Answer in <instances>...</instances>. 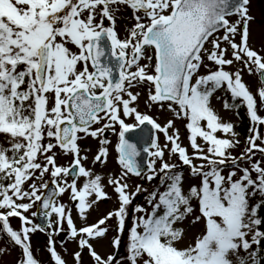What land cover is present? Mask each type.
Instances as JSON below:
<instances>
[{
    "label": "snow or ice",
    "instance_id": "6c2138e0",
    "mask_svg": "<svg viewBox=\"0 0 264 264\" xmlns=\"http://www.w3.org/2000/svg\"><path fill=\"white\" fill-rule=\"evenodd\" d=\"M121 6L131 9L134 21L123 39L115 30ZM249 6L250 0H0V134L9 145H0V231L21 250L15 264H41L30 239L37 230H47L54 264H67L52 239L65 222L80 249L73 254L75 264H81L82 250L94 264H262L264 159L254 157L264 158V116L259 114L264 107V55L250 44L254 17ZM245 70L258 74L256 92L244 82ZM137 87L147 88L149 103L162 111L167 104V111L186 121L188 146H182L173 119L162 126L133 106L140 96L132 90ZM220 89L231 98V103L222 101L223 109L238 114L243 106L250 120L240 155L232 154L241 143L234 124L222 121L211 106ZM146 124L154 132L149 140L141 137L147 145L141 148L126 134ZM106 130L117 135L120 166L107 185L104 176L83 166L87 156L81 152L87 149L79 143L89 136L98 139L94 161L105 164L111 143L103 136ZM156 132L166 143H159ZM56 149L73 156L70 166L58 164ZM141 151L152 158L144 178L151 182L159 177L165 187L149 193L150 213L133 205L147 190L137 185L130 191L128 183L131 176H143L137 160ZM166 152L187 166L189 181L198 182H189L185 190L186 178L176 171L177 164L165 160ZM46 175L55 185L48 195ZM79 177L85 178L82 186ZM107 186L116 194L117 207L79 228L71 210L55 199L68 193L80 219L87 221L93 204L110 198ZM37 202L47 229L30 218L39 209L26 215ZM12 217L20 219L19 230L10 225ZM186 220L203 227L179 247L186 230L178 225ZM112 221L116 235L111 248L119 250L126 235L123 261L115 254L102 256L91 242L107 239Z\"/></svg>",
    "mask_w": 264,
    "mask_h": 264
},
{
    "label": "rangeland",
    "instance_id": "374dc122",
    "mask_svg": "<svg viewBox=\"0 0 264 264\" xmlns=\"http://www.w3.org/2000/svg\"><path fill=\"white\" fill-rule=\"evenodd\" d=\"M250 14L254 17V20L251 23V40L250 44L254 50H257L260 52L261 55H264V0H250ZM132 12L126 7L121 6L119 11L117 12V27L120 29L121 37L123 38L126 28L131 26L134 21L131 19ZM233 21H235L237 18L233 16L231 18ZM109 22L105 20V26H108ZM237 39H239L237 37ZM147 63L146 60L142 61L141 64ZM226 70H235L234 66H226ZM201 74H204L206 72L205 68H201L200 70ZM243 80L246 82L251 90L253 92H256V89L260 83V78L258 74H249L247 70H245L243 73ZM133 92H140V96L138 98V101L134 102L133 106L138 107V111H140L143 114H147L150 116H154L157 121L163 126L168 119H173L175 122V128L179 129L180 139L182 142V146H188L189 145V132L186 129V121H184L181 118H176L174 114L170 111H167V104H165V110H160L157 105L151 104L148 102L147 99V88L146 87H137L135 89H132ZM225 98L223 97V94L221 92L215 93L214 97L211 101L212 108L216 111V113L221 117L222 121L224 122H231L235 126V131L239 134V139L241 141L240 146L233 150V155H240L246 145V138L249 135V132L247 133V130H241L240 125L241 122L239 118L236 116L235 112L231 109L224 110L222 107V101ZM259 114L261 116H264V107H261L259 109ZM127 123H136V121L132 117H123ZM206 123V122H204ZM101 125H93V128L100 127ZM117 132L119 131V127L116 126ZM244 131V132H243ZM261 133L264 134V126H261ZM83 136V133L80 134ZM216 135L219 138H225V134L222 132H217ZM104 137H106L111 143L107 145L109 149V154L107 157V162L105 164H100L94 161V157L99 151V148L101 147L99 140L92 138V137H86L79 141L80 147L82 150L87 149V151H82V156H87L86 160L82 161L83 166L86 169L91 170L95 174H100L105 177L104 183L107 185V178L113 174L119 173L120 166L117 163V152L115 151V144L117 143V135L113 133L111 130H106L103 134ZM159 143L163 145L166 143L165 138L162 133H158ZM198 142L202 145L204 142L202 139L198 138ZM259 143V142H258ZM0 145H3L5 147H8V143L4 137L3 134H0ZM57 151V162L58 164L64 165V166H70L73 161V156L71 154L64 155L61 153L59 149H56ZM192 149L189 147V152L191 153ZM152 159V158H151ZM254 159L260 160L264 159L262 158L258 153L255 155ZM165 160H167L170 163H174L178 165V168L176 171H182L186 180L184 183L185 190L188 188L189 182L191 183H197L196 180L189 181V170L188 168L182 169L181 162L175 157V156H169V154L165 153ZM197 163H200L201 161H196ZM247 162L245 164H242L241 166H246ZM159 167V162H157V168ZM229 169H225V173H227ZM148 172L143 173L142 177H136L131 176V178L128 180V183L130 185V191L135 190L137 185H141L144 189L147 191L141 192L133 199V205H140L143 206L149 213L152 210V206L148 203L147 197L148 190L152 186H158L160 187V192H163L165 190V187L160 184L159 177H156L151 182L147 181L144 177ZM255 175V174H254ZM51 179L50 176L46 175L44 177L45 181H48ZM71 179V178H69ZM85 181V178L79 177L77 180V183L79 186H82ZM106 191L108 193V196L110 198L108 199H101L97 203L93 204L92 208L88 210L86 213L87 215V221L81 220L78 214V210L76 208L75 203L70 199V196L68 193H65L57 198V203H63L66 205L67 209L71 210V214L74 220V223L79 228L81 226H84L86 223H93L98 218L106 215L109 211H114L117 207V200H116V194L113 192L111 186L106 187ZM90 199H94V197H91ZM37 205L34 206L29 213H26V215L30 216V213L32 211H36ZM194 211H196V214L198 213V209H196L195 203H194ZM129 213L132 218H134L137 214L132 211V206L129 207ZM30 218L33 220L34 223H36V216ZM55 215H53V220H55ZM191 217L189 218V220ZM189 220H186L183 224H179L178 226L184 227L186 230V237L184 238L183 242L178 244L179 247L187 246L189 242H191L195 236H197L201 230L203 225L197 224L195 226H191L189 224ZM114 221L110 222V232L108 233L107 239H98L91 241L93 243L94 248L96 251L101 254L102 256H106L108 254H115L121 258L123 261L124 258L127 256V249H126V235L125 237H122V245L119 250H115L111 248L110 246V240L116 235L115 232L111 231V227L114 226ZM10 225L14 230H19L21 227V222L18 219L12 218L10 220ZM58 233L63 234V236H66L63 242H60L58 240ZM67 234V235H66ZM31 243H32V250L34 253L35 258L38 259V261L41 262V264H54V262L50 258V253L47 250L48 242L45 241L43 237V241L36 243L35 234L32 233L30 235ZM52 239L55 241V247L56 250L61 254V256L66 260L67 264H75V261L73 259V254L76 251H79L78 242L71 238L70 230L68 229V226L65 222L63 225V230L58 231L55 235L52 236ZM7 249L6 253H0V264H15L17 258L20 256L21 250L18 246H14L13 244H8V242L2 238V235H0V249ZM120 254V255H119ZM82 260L81 264H94V261L92 260L91 256L89 255L87 250H82L81 252Z\"/></svg>",
    "mask_w": 264,
    "mask_h": 264
},
{
    "label": "water",
    "instance_id": "95a60500",
    "mask_svg": "<svg viewBox=\"0 0 264 264\" xmlns=\"http://www.w3.org/2000/svg\"><path fill=\"white\" fill-rule=\"evenodd\" d=\"M147 131H148V135H147V139H145V140H149V139L151 138V136H152V133H153L151 127H148V128H147ZM140 132H141V131H139L138 129L133 130V131L127 133V134H126V137H127L129 140H131L132 142H137V143H138V147L143 148V147H145V146H147V145L144 144L143 142H141V139H138V138H137ZM133 140H134V141H133ZM141 153H142L143 155H142L141 157L139 156V157L137 158V160H138V162L140 163L142 170H147V163H148V160H147L148 156H147V155H148V154L145 153V152H143V151H141ZM53 190H54L53 185H52V184L49 185V188L45 191V195L51 194ZM38 209H39V212H40V214L38 215L39 223H40V225H42V226H46V224H47V219H46V218L44 217V215H43V209H41L40 206H39Z\"/></svg>",
    "mask_w": 264,
    "mask_h": 264
},
{
    "label": "trees",
    "instance_id": "16d2710c",
    "mask_svg": "<svg viewBox=\"0 0 264 264\" xmlns=\"http://www.w3.org/2000/svg\"><path fill=\"white\" fill-rule=\"evenodd\" d=\"M226 99L231 103V100L229 99V96L227 95V97H226ZM235 110V109H234ZM245 110H246V108L245 107H243V106H241L240 108H239V110H238V114H237V111H236V114H237V116L241 119V120H244L246 123H248L249 125H250V120H249V118H248V115L245 113ZM153 190H158V191H160V187H156V188H154V189H151L150 190V193L153 191ZM260 215L261 216H264V207H262L261 208V210H260ZM35 238H36V243L37 242H42L43 240V237H44V239H45V241L47 242L48 241V234H46V232L44 233V232H41V231H39V230H37L35 233ZM0 235H2V238H4L7 242H8V244H12L10 241H9V239H8V237L2 232V231H0ZM32 244V243H31ZM127 244V243H126ZM126 249H127V247H126ZM127 255V254H126ZM118 258H119V256H117ZM119 259H121V258H119ZM262 264H264V261H262Z\"/></svg>",
    "mask_w": 264,
    "mask_h": 264
},
{
    "label": "flooded vegetation",
    "instance_id": "af4514ba",
    "mask_svg": "<svg viewBox=\"0 0 264 264\" xmlns=\"http://www.w3.org/2000/svg\"><path fill=\"white\" fill-rule=\"evenodd\" d=\"M131 26H132V25H131ZM131 26L127 27L126 29L130 28ZM118 31L120 32V29H119ZM125 36H126V32H125L123 38H124ZM123 38H122V39H123Z\"/></svg>",
    "mask_w": 264,
    "mask_h": 264
}]
</instances>
